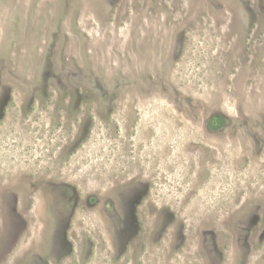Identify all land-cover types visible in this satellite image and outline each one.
I'll return each instance as SVG.
<instances>
[{"label":"rangeland","instance_id":"1","mask_svg":"<svg viewBox=\"0 0 264 264\" xmlns=\"http://www.w3.org/2000/svg\"><path fill=\"white\" fill-rule=\"evenodd\" d=\"M0 264H264V0H0Z\"/></svg>","mask_w":264,"mask_h":264}]
</instances>
